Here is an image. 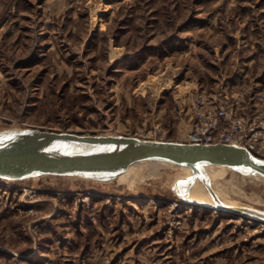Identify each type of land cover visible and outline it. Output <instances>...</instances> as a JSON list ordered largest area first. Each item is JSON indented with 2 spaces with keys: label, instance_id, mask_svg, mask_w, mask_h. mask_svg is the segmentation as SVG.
Returning <instances> with one entry per match:
<instances>
[{
  "label": "rangeland",
  "instance_id": "374dc122",
  "mask_svg": "<svg viewBox=\"0 0 264 264\" xmlns=\"http://www.w3.org/2000/svg\"><path fill=\"white\" fill-rule=\"evenodd\" d=\"M220 81L264 91V0H0V131L178 142ZM146 165L0 187V264H264V224L180 206L171 184L199 170ZM206 188L264 211V180Z\"/></svg>",
  "mask_w": 264,
  "mask_h": 264
},
{
  "label": "water",
  "instance_id": "95a60500",
  "mask_svg": "<svg viewBox=\"0 0 264 264\" xmlns=\"http://www.w3.org/2000/svg\"><path fill=\"white\" fill-rule=\"evenodd\" d=\"M145 163L199 170L171 184L170 190L176 198L195 208L264 224L263 210L236 204L218 194L203 201L188 195L191 188L207 187L212 176L226 170L264 180V160L255 158L242 147L200 146L34 128L0 131V180L3 181L21 182L50 176L108 183L126 174L131 167Z\"/></svg>",
  "mask_w": 264,
  "mask_h": 264
},
{
  "label": "built area",
  "instance_id": "2783aa9c",
  "mask_svg": "<svg viewBox=\"0 0 264 264\" xmlns=\"http://www.w3.org/2000/svg\"><path fill=\"white\" fill-rule=\"evenodd\" d=\"M239 84L220 81L212 90L190 95L185 112L188 127L178 143L238 146L264 160V91ZM10 183L14 182L0 180V187Z\"/></svg>",
  "mask_w": 264,
  "mask_h": 264
},
{
  "label": "bare ground",
  "instance_id": "6f19581e",
  "mask_svg": "<svg viewBox=\"0 0 264 264\" xmlns=\"http://www.w3.org/2000/svg\"><path fill=\"white\" fill-rule=\"evenodd\" d=\"M139 165L137 166H133L131 167L127 173L131 172L133 169H135L136 167H138ZM147 167L144 168L143 170V175H142V179L141 181H148V179L150 178V176L154 173H156L157 169L161 166H165L163 164H160V163H150L146 165ZM141 167V166H139ZM126 173V174H127ZM125 175V174H124ZM124 175H122L120 177V180L124 181L125 178H124ZM149 182V181H148ZM190 192L188 193L189 194V197L192 198V199H196V200H205L207 196V192H208V189L206 187H203V188H197V187H193L189 190ZM254 221H246V223L250 224V225H253Z\"/></svg>",
  "mask_w": 264,
  "mask_h": 264
},
{
  "label": "crops",
  "instance_id": "0c3cea01",
  "mask_svg": "<svg viewBox=\"0 0 264 264\" xmlns=\"http://www.w3.org/2000/svg\"><path fill=\"white\" fill-rule=\"evenodd\" d=\"M243 86H244V85H243ZM249 87H251V88H253V89H255V90H258V91H259V89H258L257 85H250Z\"/></svg>",
  "mask_w": 264,
  "mask_h": 264
}]
</instances>
